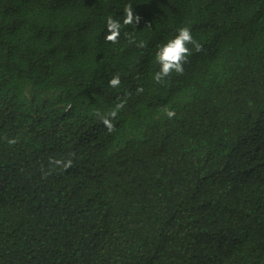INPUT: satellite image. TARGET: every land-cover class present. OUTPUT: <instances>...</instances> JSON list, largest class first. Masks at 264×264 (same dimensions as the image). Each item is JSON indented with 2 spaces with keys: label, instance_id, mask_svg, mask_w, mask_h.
Listing matches in <instances>:
<instances>
[{
  "label": "trees",
  "instance_id": "trees-1",
  "mask_svg": "<svg viewBox=\"0 0 264 264\" xmlns=\"http://www.w3.org/2000/svg\"><path fill=\"white\" fill-rule=\"evenodd\" d=\"M0 264H264V0H0Z\"/></svg>",
  "mask_w": 264,
  "mask_h": 264
},
{
  "label": "clouds",
  "instance_id": "clouds-1",
  "mask_svg": "<svg viewBox=\"0 0 264 264\" xmlns=\"http://www.w3.org/2000/svg\"><path fill=\"white\" fill-rule=\"evenodd\" d=\"M141 17L139 15L135 16V22L133 19V7L131 4L125 5L124 8V18H123V26L127 25H138L140 23ZM122 24L119 20H115L111 17L107 18V35L105 36L106 42H111L113 44L118 42V39L121 35ZM177 35L168 40L162 46H159L155 53V62L160 66L159 72H157L153 79L157 84L165 83L164 78L170 77L173 72L178 75H182L184 72V64L187 62L188 57L192 54L189 48L191 45L197 52L201 51L202 45L193 38L191 30L189 27L184 26L177 30ZM128 39L131 42V37L129 34ZM139 48H144L145 43L140 41ZM109 86L111 88H118L120 86L119 77H114L110 80ZM138 93L143 92V88H139ZM71 107V105H69ZM124 104L121 103L117 105L115 110H112L108 115L112 118L117 116V110L123 108ZM162 111L165 113L168 119H172L176 116V112L174 110L169 109L168 107H164ZM112 119L103 118L101 123L107 129L109 133L115 131V125L112 122ZM7 143L9 145L16 144L15 139H7ZM73 153L69 154L68 159H51L50 165H52L51 169L48 171H44L42 174V179H47L49 175L52 174V171H55L56 168H60L62 170H67L73 166Z\"/></svg>",
  "mask_w": 264,
  "mask_h": 264
}]
</instances>
